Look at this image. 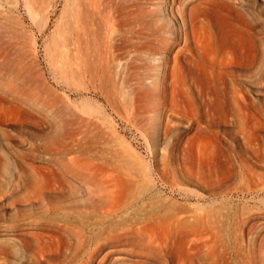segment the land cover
<instances>
[{"label": "rangeland", "instance_id": "374dc122", "mask_svg": "<svg viewBox=\"0 0 264 264\" xmlns=\"http://www.w3.org/2000/svg\"><path fill=\"white\" fill-rule=\"evenodd\" d=\"M112 1L0 0V264H264V0Z\"/></svg>", "mask_w": 264, "mask_h": 264}, {"label": "bare ground", "instance_id": "6f19581e", "mask_svg": "<svg viewBox=\"0 0 264 264\" xmlns=\"http://www.w3.org/2000/svg\"><path fill=\"white\" fill-rule=\"evenodd\" d=\"M102 1H106V0H100V2H102ZM102 4V3H101ZM101 4H100V6H101ZM111 5H113L112 6V11H114V17H116V16H118V15H125V16H130L132 13H133V10H132V6H130L129 5V1L128 0H113L111 3H110ZM114 9V10H113ZM161 10H165V7L163 6L162 8H161ZM113 13V12H112ZM144 15H145V19H146V22H147V24L149 25V27H147L148 29H147V32H145V33H143L141 36H136V38L134 39V38H131V36H130V34L131 33H129V29H128V31H127V29H125V28H123V29H121L120 30V32L118 31L119 29H116V28H114V29H116L115 31L117 32L118 31V34H116V35H118L117 37H115L116 35H114V37H113V39L110 37V40L111 41H108L109 39H107V41H108V43L112 46V47H114V48H116L117 46H119V48L120 47H122L123 49H126V51L127 52H130V51H133L132 52V54L130 55V58H129V63L126 65V68H127V70L132 66V61H134V60H141V63H140V65H139V63H138V65H139V67H137V68H139V69H142V70H144L145 69V65H146V62H145V60L143 59V57H144V55L145 54H147V53H151V54H153L155 51L156 52H158L157 54H164V50L165 49H167L168 47H170L172 44L168 41V40H166V39H164L163 37H161V36H158V37H154V33L156 32V31H161V26H160V24H158V23H155L154 22V20H153V17L152 16H154V15H152L151 13H149V12H145L144 13ZM95 19V18H94ZM158 22V21H157ZM108 26H110V25H108ZM108 28V27H107ZM112 28V27H111ZM110 30V29H109ZM109 30H105V31H109ZM115 31H113V33L115 32ZM131 31V30H130ZM135 33H137V34H140V33H138V31H134ZM108 33V32H107ZM107 33H105L106 34V38L107 37H109V36H107L108 34ZM115 34V33H114ZM133 35H134V33H133ZM102 37H104V35L102 36ZM105 39V38H104ZM134 39V40H133ZM99 43V42H98ZM108 44V45H109ZM93 45H94V43H93ZM100 46H101V43L99 44ZM99 46V47H100ZM94 47H95V45H94ZM106 47V46H105ZM96 49H98V46H97V48ZM131 49V50H130ZM92 50V49H91ZM99 50V49H98ZM119 50V49H118ZM120 50H122V49H120ZM93 51V50H92ZM101 52V51H100ZM109 53L111 52V56H112V53H114V52H112L111 50L110 51H108ZM92 53V52H91ZM98 54H97V56H99V52H97ZM96 54V53H95ZM104 54V53H103ZM108 54V53H107ZM101 55V54H100ZM115 55V54H114ZM94 56V55H93ZM108 56V55H107ZM101 57H102V55H101ZM164 56H162V58H163ZM100 58V57H99ZM103 59V58H102ZM113 59V58H112ZM98 60H101V58L100 59H98ZM104 60V59H103ZM108 60H109V58H108ZM107 58H106V60H105V64L107 65L108 63H107ZM110 60H111V58H110ZM103 62L104 61H102L101 63L103 64ZM104 64V65H105ZM111 64H112V60H111ZM101 65V64H100ZM105 65V66H106ZM110 65V64H109ZM108 65V66H109ZM116 65V64H115ZM138 65H135V66H138ZM103 66V65H102ZM111 66V65H110ZM134 66V65H133ZM108 68V67H107ZM112 68H114V70L113 71H115L116 69H115V66H113ZM125 68V67H124ZM135 68V67H134ZM136 68V69H137ZM109 69V68H108ZM107 69V70H108ZM111 70V69H110ZM127 70H124L125 72L127 71ZM138 70V69H137ZM124 71H122L123 73H124ZM128 72H130L129 70H128ZM125 74H127L128 75V73H125ZM129 76V75H128ZM128 76H126V77H128ZM101 91V90H100ZM128 95H129V93H128ZM127 96V95H126Z\"/></svg>", "mask_w": 264, "mask_h": 264}]
</instances>
